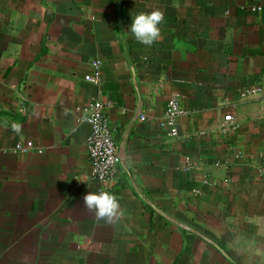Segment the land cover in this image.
<instances>
[{
	"label": "crops",
	"instance_id": "crops-1",
	"mask_svg": "<svg viewBox=\"0 0 264 264\" xmlns=\"http://www.w3.org/2000/svg\"><path fill=\"white\" fill-rule=\"evenodd\" d=\"M255 5L264 0H0V264H264ZM157 9L162 35L148 47L130 24ZM99 98L117 148L142 106L107 190L124 211L112 223L83 207L103 189L88 177L90 127L76 110ZM172 98L186 113L176 137L162 126Z\"/></svg>",
	"mask_w": 264,
	"mask_h": 264
},
{
	"label": "built area",
	"instance_id": "built-area-1",
	"mask_svg": "<svg viewBox=\"0 0 264 264\" xmlns=\"http://www.w3.org/2000/svg\"><path fill=\"white\" fill-rule=\"evenodd\" d=\"M251 11L264 12L260 5L251 7ZM102 64L99 61L92 62V73L88 80L96 85L102 83ZM108 103L104 98H99L90 105L76 110L78 121L86 123L90 127L89 136L85 146L90 165L89 179L99 182L105 191L112 189L115 184V174L118 167L117 146L112 136V130L108 125L105 115ZM186 113L180 106L177 98H172L168 104L162 122L163 128L170 137L177 136L175 121ZM232 127L231 115L223 117L221 130L227 132ZM32 148V143L17 144L16 149L26 151Z\"/></svg>",
	"mask_w": 264,
	"mask_h": 264
},
{
	"label": "clouds",
	"instance_id": "clouds-1",
	"mask_svg": "<svg viewBox=\"0 0 264 264\" xmlns=\"http://www.w3.org/2000/svg\"><path fill=\"white\" fill-rule=\"evenodd\" d=\"M164 20V13L158 9L150 13H139L132 18L130 32L137 42L151 47L161 38L160 25ZM12 128L15 132L20 131L18 124H13ZM83 207L87 212L94 214L98 222L112 223L124 215L118 197L104 190L84 195Z\"/></svg>",
	"mask_w": 264,
	"mask_h": 264
},
{
	"label": "water",
	"instance_id": "water-1",
	"mask_svg": "<svg viewBox=\"0 0 264 264\" xmlns=\"http://www.w3.org/2000/svg\"><path fill=\"white\" fill-rule=\"evenodd\" d=\"M130 67V70L132 72V79H133V85L134 87L136 88V80H135V73H134V68H133V65L130 63L129 65ZM141 110H142V106L140 104V102H138V105H137V109H136V112L132 118V120L130 121V123L128 124V126L126 127L125 129V133H124V136L122 137V140L120 141L119 145H118V148H117V154H118V165L122 168H125V146H126V141H127V137L129 135V132H130V129L132 127V125L138 120L140 119V116H141ZM184 229H187L189 231H192L191 229L189 228H185ZM200 236V235H199Z\"/></svg>",
	"mask_w": 264,
	"mask_h": 264
}]
</instances>
